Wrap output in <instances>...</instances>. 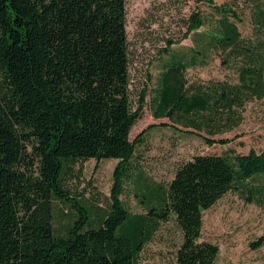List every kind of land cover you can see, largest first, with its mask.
<instances>
[{
    "label": "trees",
    "instance_id": "obj_1",
    "mask_svg": "<svg viewBox=\"0 0 264 264\" xmlns=\"http://www.w3.org/2000/svg\"><path fill=\"white\" fill-rule=\"evenodd\" d=\"M127 1L0 0V264H138L171 216L183 237L176 264H216L220 248L201 240L204 211L264 176V150L198 155L161 191L138 194L145 213L125 206L123 184L132 181L137 147L151 129L131 140L147 90L134 109ZM222 24L225 38L215 41L231 48L238 28ZM250 59L239 86L189 85L186 63L168 66L155 114L212 133L230 125L248 92L262 94L264 66ZM92 159L119 161L117 193L97 218L67 185L74 166ZM57 201L74 211L64 234L54 228Z\"/></svg>",
    "mask_w": 264,
    "mask_h": 264
},
{
    "label": "rangeland",
    "instance_id": "obj_2",
    "mask_svg": "<svg viewBox=\"0 0 264 264\" xmlns=\"http://www.w3.org/2000/svg\"><path fill=\"white\" fill-rule=\"evenodd\" d=\"M126 9L134 109L140 94L147 90L131 140L151 129L137 147L132 181L123 184L120 199L132 213L142 214L146 209L138 194L147 187L154 193L161 191L195 156L245 155L251 150H264V86L261 96L248 92L244 105L235 112V120L216 133L195 129L185 121L157 117L153 102L163 72L177 61L186 63L181 64L187 67L184 77L189 85L203 87L220 83L239 86L241 71L249 67L250 58H255L259 67L264 66V0H129ZM196 17L202 26H194ZM223 22L235 24L240 34L231 48L215 41L225 38ZM222 139L229 144L208 143ZM118 162H78L68 178L73 197L82 201L95 218L98 212L109 209L113 193H117ZM54 215L56 232L64 234L74 211L57 201ZM182 240L176 218L171 216L145 246L138 264H176ZM201 240L220 248L216 264H264V176L227 193L204 211Z\"/></svg>",
    "mask_w": 264,
    "mask_h": 264
}]
</instances>
